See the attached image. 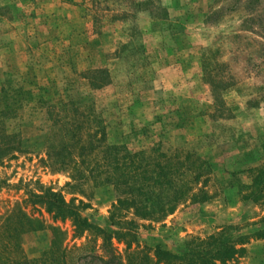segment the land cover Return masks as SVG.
<instances>
[{
	"label": "rangeland",
	"instance_id": "1",
	"mask_svg": "<svg viewBox=\"0 0 264 264\" xmlns=\"http://www.w3.org/2000/svg\"><path fill=\"white\" fill-rule=\"evenodd\" d=\"M263 20L264 0H0V87L8 77L34 96L3 124L18 137L20 153L0 166V220L15 205L40 214L65 232V264H102L99 238H72L69 222L52 223L25 203L28 193L50 189L86 205L82 215L104 226L116 194L82 172L99 164L98 153L76 168L80 174L73 166L58 172L44 156L48 107L88 98L106 144L133 152L158 145L213 165L207 201L185 202L161 221L123 214L135 224L139 247L176 254L183 240L229 227L247 242L232 264H264V242L256 239L264 230V198L252 203L238 193L249 183L244 165L264 161ZM203 67L226 85L214 93ZM95 69L108 73L109 84L92 91L84 74ZM48 244L46 229L20 237L26 259ZM111 244L124 262V246Z\"/></svg>",
	"mask_w": 264,
	"mask_h": 264
},
{
	"label": "trees",
	"instance_id": "2",
	"mask_svg": "<svg viewBox=\"0 0 264 264\" xmlns=\"http://www.w3.org/2000/svg\"><path fill=\"white\" fill-rule=\"evenodd\" d=\"M202 74L214 93L222 83L226 85L214 68L203 67ZM84 79L92 91L109 84L108 73L102 69L87 71ZM0 95L1 166L20 153L18 137L6 132L4 121L14 118L21 106L34 96L29 90L11 86L8 77L0 87ZM36 99L40 100L37 96ZM47 110L50 126L45 139L46 164L58 172L73 166L70 171L80 174L76 168L84 166L94 153H98L99 164L82 172L93 174L95 185L111 188L116 198L103 227L82 215L86 205L81 202L74 205L73 200L65 202L60 193L50 189L28 193L25 203L38 207V212L43 210L52 223L69 222L72 238H79L83 233L99 238L104 255V259H99L102 264H232L244 254L247 244L244 237L232 236L231 228L227 227L202 239L183 240L179 253L156 246L149 255L146 248L137 244L134 222L126 220L123 214L130 211L139 220L161 221L185 202L207 201L209 195L203 189L213 165L192 153L166 154L158 145L133 152L122 144H106L104 127L88 98L52 105ZM244 166L249 183L240 187L238 193L244 191L243 199L256 203L264 198V161ZM78 176L83 179L82 175ZM44 229L49 232L48 247L37 258L26 259L21 253L20 237ZM64 236L60 228L45 225L40 214L38 217L29 215L15 205L0 220V264H65ZM256 239L264 242V230ZM111 241L124 246V262ZM262 251L264 260V243Z\"/></svg>",
	"mask_w": 264,
	"mask_h": 264
}]
</instances>
